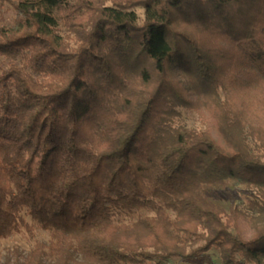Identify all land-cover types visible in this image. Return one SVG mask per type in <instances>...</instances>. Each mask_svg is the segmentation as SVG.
I'll use <instances>...</instances> for the list:
<instances>
[{"label":"trees","instance_id":"obj_1","mask_svg":"<svg viewBox=\"0 0 264 264\" xmlns=\"http://www.w3.org/2000/svg\"><path fill=\"white\" fill-rule=\"evenodd\" d=\"M7 9L0 239L49 235L19 264L210 251L264 264V0H0ZM202 104L217 134L175 123ZM229 180L258 186L251 237L216 199Z\"/></svg>","mask_w":264,"mask_h":264},{"label":"rangeland","instance_id":"obj_2","mask_svg":"<svg viewBox=\"0 0 264 264\" xmlns=\"http://www.w3.org/2000/svg\"><path fill=\"white\" fill-rule=\"evenodd\" d=\"M140 25L144 24L145 9L138 6L135 8ZM14 18V12L12 9H7L3 17H0V24L9 23ZM178 75L183 78L186 85L188 80L184 76L183 72L177 71ZM192 97L195 99L196 95L191 92ZM197 108L180 107V115L175 119L177 125H184L187 128L194 129L196 131L210 130L217 134L216 124L212 113L203 108V104ZM259 189L258 186L249 182H241L239 180H229L227 185L220 189L218 196L216 197L221 207L225 209L226 217L230 218L232 209L238 207L241 211L242 217L240 218L242 230L251 237L255 232L253 224V216H257L252 208L251 201H255L258 198ZM28 220L29 217L27 216ZM36 239L44 241L49 240L47 232L37 229L36 234L33 235L29 232L15 233L8 238L0 239V264H19L20 261L28 255L31 247ZM211 254L201 257L196 261H181L173 259L170 264H222L219 253L216 251H210Z\"/></svg>","mask_w":264,"mask_h":264}]
</instances>
